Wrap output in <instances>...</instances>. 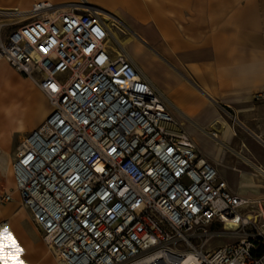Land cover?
I'll use <instances>...</instances> for the list:
<instances>
[{"label": "built area", "instance_id": "built-area-1", "mask_svg": "<svg viewBox=\"0 0 264 264\" xmlns=\"http://www.w3.org/2000/svg\"><path fill=\"white\" fill-rule=\"evenodd\" d=\"M109 28L47 1L0 13V61L51 108L13 167L49 254L56 264H264V195L228 186ZM216 239L229 243L210 248Z\"/></svg>", "mask_w": 264, "mask_h": 264}, {"label": "crops", "instance_id": "crops-1", "mask_svg": "<svg viewBox=\"0 0 264 264\" xmlns=\"http://www.w3.org/2000/svg\"><path fill=\"white\" fill-rule=\"evenodd\" d=\"M43 1L57 6L70 0H0V10L27 11ZM89 1L117 20H125L127 28L141 37L143 46L145 43L157 49L158 57L155 56L161 63L149 60L160 70V87L147 79L164 96L167 108L183 124L200 155L211 161L223 179L225 171L235 172L237 177L244 169L255 172L244 160L264 169V0ZM154 1H158L157 11ZM132 2H142V7L128 6ZM115 3L126 7V13L117 11ZM3 62L0 61L2 85L13 71ZM171 65L177 75L170 72ZM37 128L13 130L5 139L0 138V172L12 177L7 184L12 200L0 201V233L7 228L15 238L23 264H56L39 241L28 212L21 207L12 173L8 175L14 162L10 157L13 135ZM261 181L264 178L256 174L254 196L264 195ZM5 251L15 253L16 248L6 247Z\"/></svg>", "mask_w": 264, "mask_h": 264}, {"label": "rangeland", "instance_id": "rangeland-1", "mask_svg": "<svg viewBox=\"0 0 264 264\" xmlns=\"http://www.w3.org/2000/svg\"><path fill=\"white\" fill-rule=\"evenodd\" d=\"M48 2H50V1H48ZM50 3H52V2H50ZM116 3L121 4L123 2L118 1ZM116 3H115V9L119 12L124 11L126 13V11H127L126 7L123 8L120 5L117 6ZM153 3L155 5L156 11H157L158 1H154ZM126 5H127V3H126ZM129 5L134 6L136 8H138V7L141 8L142 2H139V3L132 2L130 4L128 3V6ZM90 7L89 6H84V7L83 6H70V7H66V8H83V9L89 10ZM106 13H108V12H106ZM108 15H110V13H108ZM101 17H103V16L101 15ZM115 18H116L115 16L112 17V15H110L111 23L114 26L118 27L117 29L121 30L123 32L124 36L127 35L126 37H128V36L130 37L132 32L129 30V28H127L126 21L125 20H123V21L117 20V18L115 20ZM113 34L118 36L117 32H113ZM135 45L140 47L142 52L139 51L137 48H135ZM126 49H127L128 53L134 58L136 63L139 65V67L142 69L144 75L148 78H151V80H153V83L157 87L158 86L160 87V85H161V83H160V79H161L160 70L158 69V67L155 64H152L149 60V59H151V60L155 61L156 63H161L162 60H160L159 58H156V56L158 57L157 49L151 48L148 44H145V43L143 46V45L139 44V42L137 40H133V43L128 44ZM169 67H170V72L173 75H177L176 70H175V66L171 65ZM10 72H11V76H10L9 80L12 81V84H9V86L12 88V90L8 91L7 88H5L4 82H3V85L1 83L0 84V101L2 100V102L5 104L12 103V104H15L17 106L15 112H17V113L19 112L20 115L22 114L23 118H24L21 125H20L22 127L21 130H23L24 128H27L29 130L31 127H33V126H29V122H31L32 120H37L40 118L39 121H37L34 125V127L35 126L39 127L41 125V123L49 115V112H48V114L45 117L40 116L41 110L47 109L49 107L46 97L36 87L32 86L29 82L25 81L26 78L18 76L17 74H15L11 70H10ZM5 122H6L5 118L0 113V125L2 123L4 124ZM15 130H19V129L16 128ZM24 136H25V134H20V133L13 135L12 142H11V148H12L11 149V159L15 158V153L17 152V149L20 146V143L22 142ZM255 145L258 146L257 144H255ZM197 150H198V153L200 154V150L198 148H197ZM12 161L13 160H11V163H12ZM243 172L248 173V174H252L254 171H251L250 169H244ZM11 173H12V170H11V166H10L8 168V175ZM253 174L256 175L257 173L254 172ZM241 178H242L241 176L237 177L235 172L232 173L231 171H225L224 179L228 182L230 187L233 189L238 190L239 182L242 180ZM11 181H12V177H10V176L5 177V174L3 175V173L0 172V188H1L0 201L2 200V197L8 192L7 191V184H9ZM261 183H264V181H261ZM255 186L257 188V184ZM262 186H264V184H262ZM262 189H264V188H262ZM2 201H3V203H5L4 200H2ZM38 239L41 242V239L40 238H38ZM226 243H229V240H227V239H216L210 243V248H216L218 246H223ZM39 247L42 248L43 251H45L42 244H40Z\"/></svg>", "mask_w": 264, "mask_h": 264}, {"label": "bare ground", "instance_id": "bare-ground-1", "mask_svg": "<svg viewBox=\"0 0 264 264\" xmlns=\"http://www.w3.org/2000/svg\"><path fill=\"white\" fill-rule=\"evenodd\" d=\"M61 3V2H60ZM91 2L89 0H70V1H67L65 3H62L60 5H57L58 8H66V7H70V6H91L89 8V11L97 14V15H102V20L110 27L109 29L111 30V36L112 38L117 42V44H119L121 50L126 54V56L128 58H130L134 64H135V60L134 58L128 53L127 51V46L128 44L130 43H133V40H137L139 42V44L142 45V39L135 33V32H132L130 37H126L124 36L123 32L122 33H118V36L117 35H114L113 32H116L114 31V29L111 27L113 26L112 23H111V19H110V15H108V13H106L105 11H103L102 9L100 8H96V7H92V4H90ZM56 6V5H54ZM87 8V7H86ZM17 10V9H16ZM14 11V10H13ZM13 11H1L0 10V13L2 14H10L11 12ZM19 11V10H17ZM22 12V14H26L27 11H20ZM22 16H25V15H22ZM116 20V18H115ZM119 20V19H118ZM112 28V29H111ZM125 33V32H124ZM126 34V33H125ZM115 51H117L118 53H120L121 51L118 49V48H115V47H112ZM135 48H140L138 46L135 45ZM2 63V62H1ZM4 63V62H3ZM137 64V63H136ZM139 66V65H138ZM141 70V68H140ZM143 72V71H141ZM143 74V73H142ZM146 77V76H145ZM147 78V77H146ZM25 81L29 82L32 86L35 87V85L33 84V82H31L30 80L28 79H25ZM9 82L10 80L8 78L5 79V84H6V88L8 91L12 90V88L9 86ZM47 99V98H46ZM48 102V101H47ZM49 106V104H48ZM0 113L3 115V117L5 118L6 122L3 124L0 125V138L1 139H5L6 137H8L10 135V133L15 130V125L18 123V124H21L22 123V120H23V117L21 118L19 112H15L16 110V105L15 104H12V103H9L7 105H5V103L2 102V100L0 101ZM173 108H175L173 106ZM175 110H177L175 108ZM51 111V108L50 106L47 108V109H43L41 110V113H40V116L42 117H45L48 112L50 113ZM15 112V113H14ZM178 112V110H177ZM21 118V119H20ZM40 119V118H39ZM39 119L37 120H32L31 122H29V126H33L31 128H35L34 125L37 121H39ZM189 123H191L190 121H188ZM191 128H194L195 129V125L193 123H191L190 125ZM21 131L22 127H19L17 128ZM37 130V129H35ZM33 130V131H35ZM31 131V132H33ZM29 132V133H31ZM28 134V133H27ZM215 138V135H211ZM215 142L218 143V140L215 139ZM223 143V142H222ZM207 156V155H205ZM11 157V156H10ZM244 160V159H243ZM245 162H247L249 165H251L255 172L257 173V175L261 178H264V169H260L258 167H255L254 165L250 164L248 161L244 160ZM217 162V161H216ZM13 167H14V162L13 164L11 165V170H12V175H13V179H14V172H13ZM241 181L239 182V186H238V193L239 194H242V195H248V196H254V193L256 194L257 193V188H256V183H255V178H256V175L254 174H248V173H242L241 174ZM14 190H15V181H14ZM258 195V194H257ZM22 207V206H21ZM23 208V207H22ZM24 209V208H23ZM24 211V210H23ZM26 214V213H25ZM16 215V214H15Z\"/></svg>", "mask_w": 264, "mask_h": 264}, {"label": "snow or ice", "instance_id": "snow-or-ice-1", "mask_svg": "<svg viewBox=\"0 0 264 264\" xmlns=\"http://www.w3.org/2000/svg\"><path fill=\"white\" fill-rule=\"evenodd\" d=\"M52 88L55 90V85H52ZM6 247L16 248V252H6ZM20 251L21 249L17 247L15 238L8 232L7 228H5L3 232L0 233V261H2L3 264H9V261H11V264H23V262L19 260Z\"/></svg>", "mask_w": 264, "mask_h": 264}]
</instances>
